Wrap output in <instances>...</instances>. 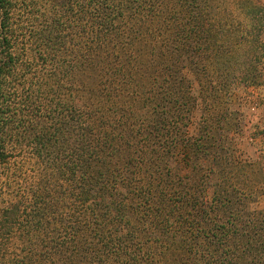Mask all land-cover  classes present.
I'll return each instance as SVG.
<instances>
[{
    "label": "trees",
    "instance_id": "1",
    "mask_svg": "<svg viewBox=\"0 0 264 264\" xmlns=\"http://www.w3.org/2000/svg\"><path fill=\"white\" fill-rule=\"evenodd\" d=\"M263 37L264 0H0V264H264Z\"/></svg>",
    "mask_w": 264,
    "mask_h": 264
},
{
    "label": "rangeland",
    "instance_id": "2",
    "mask_svg": "<svg viewBox=\"0 0 264 264\" xmlns=\"http://www.w3.org/2000/svg\"><path fill=\"white\" fill-rule=\"evenodd\" d=\"M232 100L239 106L242 104L241 110L245 114L246 123L244 133L235 140L238 156L243 160L260 162L264 153V86L254 87L246 92L239 93ZM198 116L199 112L197 110L191 125V132L193 133L196 131ZM253 131L257 132L255 140L251 139V132ZM261 177L264 179V168ZM258 207L264 208V198L259 202Z\"/></svg>",
    "mask_w": 264,
    "mask_h": 264
}]
</instances>
